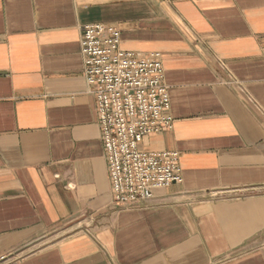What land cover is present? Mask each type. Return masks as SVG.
Listing matches in <instances>:
<instances>
[{"label": "crops", "instance_id": "1", "mask_svg": "<svg viewBox=\"0 0 264 264\" xmlns=\"http://www.w3.org/2000/svg\"><path fill=\"white\" fill-rule=\"evenodd\" d=\"M161 52L183 182L112 204L85 24ZM264 0H0V264H264Z\"/></svg>", "mask_w": 264, "mask_h": 264}, {"label": "built area", "instance_id": "2", "mask_svg": "<svg viewBox=\"0 0 264 264\" xmlns=\"http://www.w3.org/2000/svg\"><path fill=\"white\" fill-rule=\"evenodd\" d=\"M82 35L84 76L96 99L112 204L148 208L159 193L183 182L180 153L145 147L150 135L174 128L162 53L123 49L120 29L102 22L85 24Z\"/></svg>", "mask_w": 264, "mask_h": 264}, {"label": "rangeland", "instance_id": "3", "mask_svg": "<svg viewBox=\"0 0 264 264\" xmlns=\"http://www.w3.org/2000/svg\"><path fill=\"white\" fill-rule=\"evenodd\" d=\"M263 244H264V241H263Z\"/></svg>", "mask_w": 264, "mask_h": 264}]
</instances>
